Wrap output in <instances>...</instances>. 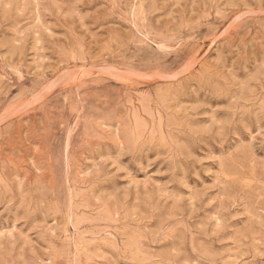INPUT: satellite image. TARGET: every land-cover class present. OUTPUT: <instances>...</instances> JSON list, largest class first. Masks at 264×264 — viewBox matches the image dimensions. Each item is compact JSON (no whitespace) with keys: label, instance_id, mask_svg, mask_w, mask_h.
Instances as JSON below:
<instances>
[{"label":"rangeland","instance_id":"obj_1","mask_svg":"<svg viewBox=\"0 0 264 264\" xmlns=\"http://www.w3.org/2000/svg\"><path fill=\"white\" fill-rule=\"evenodd\" d=\"M0 264H264V0H0Z\"/></svg>","mask_w":264,"mask_h":264}]
</instances>
